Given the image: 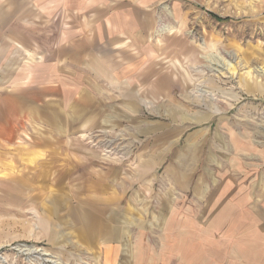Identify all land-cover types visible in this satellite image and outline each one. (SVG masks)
Masks as SVG:
<instances>
[{
	"label": "rangeland",
	"instance_id": "1",
	"mask_svg": "<svg viewBox=\"0 0 264 264\" xmlns=\"http://www.w3.org/2000/svg\"><path fill=\"white\" fill-rule=\"evenodd\" d=\"M143 8L155 68L172 81L169 99L148 98L138 129L60 132L75 142L69 169L78 175L68 179L40 163L56 158L53 171L66 169L69 147L35 152V137L45 143L50 131L0 125V146L5 133L11 144L0 152V264H264V0H145ZM15 48L0 49V73L34 59ZM186 137L203 145L196 164L181 158ZM83 143L124 171L150 173L135 188L149 186L152 209L127 210V195L117 234L90 232L99 224L84 206ZM180 170L204 174L196 185L204 195L178 193Z\"/></svg>",
	"mask_w": 264,
	"mask_h": 264
},
{
	"label": "crops",
	"instance_id": "2",
	"mask_svg": "<svg viewBox=\"0 0 264 264\" xmlns=\"http://www.w3.org/2000/svg\"><path fill=\"white\" fill-rule=\"evenodd\" d=\"M144 3L145 0H0V49L7 51L16 46V51L21 48L34 56L24 63H10L9 69L6 64V72L0 73V82L6 83L0 89L1 130L27 129L26 124L34 123L35 128L51 132L45 143L35 137L36 153L44 146L69 147L62 148L67 152L66 169L53 171L56 158L40 163H51L50 177L70 179L78 175L74 168L69 169L75 166V142L69 136L62 138L60 132L108 130L122 123L138 129L148 98H170L171 76L155 68V44L150 40L149 25L152 14L144 10ZM185 122L186 118L182 124ZM151 127L144 125L141 129L149 131ZM7 136L5 133L0 146L4 155L8 152L6 146L11 145L7 144ZM82 150L79 176L84 179V193H88L84 206L98 212L95 220L99 225L97 229L91 227V234H117V227L122 225V220H117L118 211L124 209L122 199L127 195V210L152 209L149 186L144 182L135 188L140 177L150 175L148 171H124L114 160L102 157L84 143ZM202 150L198 138L182 139L181 158L189 156L196 164ZM200 174L174 172L178 193L185 194L194 187L195 192L204 195L202 185L196 187L204 180V174ZM119 178L124 180L115 184ZM192 178L196 179L193 185L189 180ZM172 207L170 204L169 209Z\"/></svg>",
	"mask_w": 264,
	"mask_h": 264
}]
</instances>
